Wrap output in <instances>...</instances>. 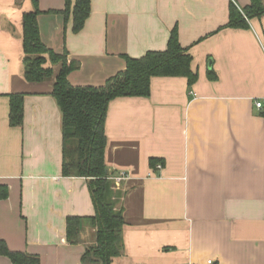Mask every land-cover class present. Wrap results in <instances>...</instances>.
<instances>
[{
  "label": "crops",
  "instance_id": "1",
  "mask_svg": "<svg viewBox=\"0 0 264 264\" xmlns=\"http://www.w3.org/2000/svg\"><path fill=\"white\" fill-rule=\"evenodd\" d=\"M230 3L249 0H90L73 32L71 16L49 12L65 0H37L41 40L78 63L74 85H102L125 68L123 55L163 50L175 25L197 73L192 85L152 76L148 96L107 105L104 164L109 177L128 175L117 186L108 178L124 220L110 264H264V14L228 27ZM32 9L31 0H0V239L40 264H82L96 229L89 178L62 175L59 64L47 63L53 75L41 81L24 77L22 15ZM15 93L18 126L9 123ZM68 216L81 218L76 243ZM0 264L12 263L0 255Z\"/></svg>",
  "mask_w": 264,
  "mask_h": 264
},
{
  "label": "trees",
  "instance_id": "2",
  "mask_svg": "<svg viewBox=\"0 0 264 264\" xmlns=\"http://www.w3.org/2000/svg\"><path fill=\"white\" fill-rule=\"evenodd\" d=\"M33 9L22 15V47L24 77L28 81H41L53 75L47 65H58L52 95L61 112L62 127V175L89 178V191L95 213L89 218L96 228L94 242L87 245L81 255L82 264H110L113 257L123 249L122 212L115 209L111 198L112 181L104 164L106 137L104 120L110 100L120 96H148L152 76H184L188 85L197 80L191 70V55L179 43L175 25L163 50H148L139 57L123 55L125 68L110 76L102 85H74L68 74L78 68L75 60L67 54L56 53L41 40L37 15L40 13L37 0H31ZM50 13L72 18V31L78 32L90 13V0H65L64 8ZM264 14L261 0H249L241 9L229 5L228 27L246 28L250 18ZM210 77L211 74H209ZM23 118V94L9 95V123L21 124ZM7 195L6 186H0V199ZM80 220L78 216L66 218V238L69 243L79 241ZM0 255L9 258L12 264H40L35 255L11 251L0 239Z\"/></svg>",
  "mask_w": 264,
  "mask_h": 264
},
{
  "label": "built area",
  "instance_id": "3",
  "mask_svg": "<svg viewBox=\"0 0 264 264\" xmlns=\"http://www.w3.org/2000/svg\"><path fill=\"white\" fill-rule=\"evenodd\" d=\"M256 107L260 108L264 112V105L261 103V101L256 102ZM155 170H161L162 169V164L156 163L154 165ZM128 175L125 174L124 172H120L117 175L110 176L109 179L113 181V183L117 186L119 185L123 180L127 179ZM208 264H211V260H208Z\"/></svg>",
  "mask_w": 264,
  "mask_h": 264
}]
</instances>
